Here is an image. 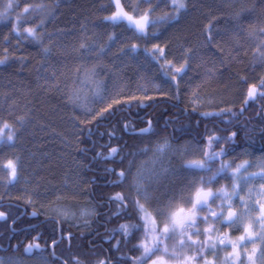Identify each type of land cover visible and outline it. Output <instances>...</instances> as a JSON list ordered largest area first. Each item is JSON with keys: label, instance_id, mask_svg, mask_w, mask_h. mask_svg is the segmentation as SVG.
Instances as JSON below:
<instances>
[{"label": "trees", "instance_id": "trees-1", "mask_svg": "<svg viewBox=\"0 0 264 264\" xmlns=\"http://www.w3.org/2000/svg\"><path fill=\"white\" fill-rule=\"evenodd\" d=\"M7 2L0 0V134L14 138L0 145V229L9 234L26 210L14 228L27 225V243L40 236L46 251L37 256L47 262L137 264L146 231L128 174L164 139L218 153L213 174L247 148L264 154V0H186L178 16L170 0H120L133 19L148 13L154 22L145 33L107 19L115 0ZM165 13L175 18L156 21ZM218 96L226 102L218 110L193 107ZM147 121L148 135H131ZM9 161L17 166L12 183ZM56 208L94 215L75 226Z\"/></svg>", "mask_w": 264, "mask_h": 264}, {"label": "rangeland", "instance_id": "rangeland-1", "mask_svg": "<svg viewBox=\"0 0 264 264\" xmlns=\"http://www.w3.org/2000/svg\"><path fill=\"white\" fill-rule=\"evenodd\" d=\"M86 92L85 85L83 93L86 94ZM225 104L226 102L218 96V99L209 97L197 101L193 104V107L213 111L222 108ZM9 134L0 135L7 137ZM165 142H167V147L163 151H157V147L164 145ZM205 154V149L199 143H179L176 139H167L154 145L150 157L141 164L139 170L144 175L143 182L147 198L143 193L138 194V196L144 209L142 211V220L145 231L149 233L142 242H150L152 235L159 236L165 225L170 228V217L172 214L189 215L192 207L191 201L194 200L198 190L202 189L207 192L210 189L212 193L217 194V191L221 189L223 191L219 195L223 196L224 192L228 193L229 197H231L230 210L237 217H241L242 222L231 226L227 222L220 223V216H226L229 211V201L227 198H210L208 207L211 208V212H215L217 215L213 216L207 208L201 210L198 207L195 216V226L187 227L185 229L186 235L178 237L176 240H164V244L168 246L169 254L173 251V248H175L177 253L175 258L165 255L164 259L168 264H185L187 257H194L193 260L187 261V264H204L205 260L210 261L211 264H252V262L246 261V255H252L255 264H263L259 238L257 237L256 243L253 245L247 240L241 243L239 237L245 234L244 228L248 224H252L253 233L259 232V227L254 221L260 215L259 208L264 202L245 203L244 197H251L253 191L264 195V188L261 187L264 184V179H261L260 176H255L249 177L250 182L248 183L242 179L234 181L233 173L245 161L249 165L247 173H257V169L261 168L259 165L264 164V154H256L252 149H247L233 155L234 162L231 160L225 162L228 165V169L225 172V186L222 188L218 187L217 178L208 183V178L213 175L211 170H208V167L207 169H197L187 166L192 161H203ZM247 173L244 172V169H241V174ZM234 183L238 185L235 189V196L233 195ZM233 196L234 198L241 196L237 202L239 206L244 207L238 212L235 210L237 205L232 201ZM52 214L71 222L75 226H84L90 223L94 210L86 208L79 212L69 213L63 208H56ZM205 217L207 218L206 221ZM153 226L155 227L154 233L151 231ZM206 229L207 231H205ZM189 236L191 237L190 240ZM179 239H183L185 244L191 246H180L178 243ZM221 240L224 243H220ZM213 244L215 245L214 249L211 247ZM234 244L236 246L235 249L233 248ZM245 244L247 249H245ZM201 248H203V252L200 251ZM253 248L257 250L255 255H253ZM235 253H239L238 260L235 259ZM152 259H155V257L149 259L147 264H152ZM16 260L22 261V264H51L42 257L32 260L28 258L27 260Z\"/></svg>", "mask_w": 264, "mask_h": 264}, {"label": "snow or ice", "instance_id": "snow-or-ice-1", "mask_svg": "<svg viewBox=\"0 0 264 264\" xmlns=\"http://www.w3.org/2000/svg\"><path fill=\"white\" fill-rule=\"evenodd\" d=\"M170 3L173 6V10L175 14L178 16L181 12V10L185 9L187 7L186 0H170ZM117 11L114 15L107 17V19L112 20L113 22H121V21H127L130 27H134L137 31L144 33L147 29V26L150 23H153L154 21L149 19V15L147 12L140 15L139 19H133L132 16H130L127 12L123 11L120 5V0H115ZM6 9H11L13 7L12 0H8L6 4ZM32 11L37 12L44 9V5L41 4H35L32 5ZM25 13L29 12V8H24L23 10ZM151 11V9L149 10ZM6 15V12H0V18H3ZM169 18H175L170 17L168 13H165L163 16L156 17V21H164ZM38 27V26H37ZM16 30V29H14ZM29 35H36V31L33 28H26L24 29ZM162 51V50H161ZM0 63H3V61H0ZM177 71H183V69H177ZM262 86H264V82H262ZM256 95L255 86L253 88L249 89L248 96L249 98H254ZM260 95H264V92H261ZM247 102V101H246ZM119 103V101H117ZM107 111V109H105ZM4 128H9L10 126L8 124H4ZM142 131L147 132L149 129H142ZM234 135V134H233ZM13 134H9L7 137H4L3 135H0V144L4 143H10L13 141ZM167 147V142H165L164 145H159L157 147V151H163L164 148ZM112 153H116L117 149L113 148ZM219 155L218 153H214L210 159L214 160L216 159V156ZM190 168H197V169H207L209 166L203 161H192L188 165ZM228 167V165H221L219 169H217L216 173H214L211 177L208 178V183H211L212 180L216 178L217 175H220L225 171V169ZM249 167L248 162L245 161L243 164L239 165L235 172L233 173V179L234 181L236 179H242L246 183L250 182L249 177H255L260 176L261 179H264V164L259 165L261 167V172L258 173H247V168ZM7 168L9 169V180L8 183H12L17 179V166L13 161H9L7 164ZM241 169H244V172L247 174H241ZM121 177H125V172L121 171L119 174ZM129 177H131V184L130 188H133L136 193L140 194L143 193L144 196L147 198V192L144 188V175L141 171H137L135 176H132L131 172H129ZM238 187L237 184H233V195H236L235 189ZM262 188H264V184L261 185ZM223 191V190H221ZM215 197L216 199H225L227 198L229 201V211L226 216L221 215L219 218L220 223L227 222L230 226L234 225L236 223H241L242 218L237 217L235 213H233L230 205L231 197H229L227 192L223 193V196L214 194L209 189L207 192L201 190H198L195 194V198L193 201H191L192 207L190 209V214L186 216H180L179 214H172L170 217L171 219V227L169 228L168 225H165L164 228L161 231V234L159 236L152 235L150 242H142L140 247L143 249L141 256L137 260V264H140V262H143V264H147V261L151 259L152 257H155V259H152V264H168V262L164 259L165 255H170L172 258H175L177 256V253L175 251V248H173V251L169 254V249L166 244H164V240H176L178 237H182L186 235L185 229L187 227H194L195 226V216H196V210L199 207L201 210L207 208L208 211L211 212V208L208 207V200L209 198ZM115 199L123 201L125 199L124 196L121 194H117ZM132 203L134 207L138 208L140 211H143V206L139 204V202L133 197ZM223 211V209H222ZM260 215L255 219L254 223L259 227V232L253 233L252 231V224H248L244 228V235L239 237V241L241 243L245 242L246 240L251 242L253 245L256 243L257 237L259 240L264 243V204L260 205L259 208ZM213 216H216L217 214L215 212H211ZM3 213H0V217H3ZM205 221L207 218H204ZM122 228H127V226L122 225ZM153 233L155 232V227L153 226L152 230ZM207 231V229L205 230ZM171 233V235H169ZM199 234V233H197ZM146 236L149 235L148 232L145 234ZM191 237L189 236V240ZM178 243L182 247H189L191 245L185 244L183 239H179ZM194 243V242H193ZM220 243H224L223 240L220 241ZM231 243V242H230ZM53 244H55V241H53ZM211 247L214 249L215 245H211ZM235 244L233 245V248L235 249ZM245 249H247V245L245 244ZM35 251H42L39 244H29L24 248V252L31 256L33 252ZM201 252H203V248L200 249ZM256 249L253 248V255L256 253ZM194 257H187L185 264H187V261L193 260ZM235 259H239V253H235ZM261 259L264 260V252L261 253ZM246 261L252 262V264H255L253 261L252 255H246ZM0 264H22V261L13 259L12 257H9L7 261L3 257H0ZM100 264H103V261L100 262ZM204 264H211L210 261L205 260Z\"/></svg>", "mask_w": 264, "mask_h": 264}, {"label": "bare ground", "instance_id": "bare-ground-1", "mask_svg": "<svg viewBox=\"0 0 264 264\" xmlns=\"http://www.w3.org/2000/svg\"><path fill=\"white\" fill-rule=\"evenodd\" d=\"M124 22H126L127 24H128V22L127 21H124ZM129 25V24H128ZM130 27V26H129ZM132 29H135L134 27H131ZM136 30V29H135ZM137 31V30H136ZM137 32H139V31H137ZM140 33V32H139ZM149 122L150 121H147V127L149 126ZM150 124H151V122H150ZM147 127H145V128H143V129H146ZM151 128H152V124H151V127H150V131H151ZM140 131H142V129L141 130H137V131H133V132H131V135L132 136H134V135H148L149 133H150V131H149V133L148 134H141L140 133ZM165 140H167V139H164V140H162L161 142H164ZM176 140H178V139H176ZM179 141V143H186V142H188V143H199L201 146H203V149H205V152H206V154L204 155V159H203V162H205L206 164H208L209 166H208V170H210L212 167H213V165H214V161L216 160V159H214V160H212V159H210V157L213 155L212 154V152H211V150H210V148L208 147L207 148V146L206 145H204V144H201L200 142H198V141H183V142H180V140H178ZM161 142H159V143H161ZM153 148V147H152ZM152 148H150V149H147L146 151H145V153L143 154V155H141V156H139L138 158H137V160L135 161V162H133L132 163V165H131V167H130V171H131V174H132V176H135L136 175V173H137V171L138 170H140V166H141V164L142 163H144V161L145 160H147L149 157H150V155H151V152H152ZM247 149H251V148H247ZM247 149H245V150H247ZM150 151V152H149ZM149 152V153H148ZM148 153V154H147ZM147 154V155H146ZM216 158H219V156H216ZM220 159V158H219ZM222 164H224V163H222ZM258 172H261V168H258L257 169V173ZM219 183H218V187H224L225 186V182H226V178L224 179V178H220V180L218 181ZM132 192H133V194H136L137 196H138V193H136L135 192V190L132 188V190H131ZM220 193H222L221 192V189L219 190V191H217V195H219ZM235 196V195H234ZM234 196H233V198H232V201L237 205V209H235V210H237V212L238 211H240V209L242 208V207H244V206H239L238 205V202H237V200H238V198L239 197H241V196H237L236 198H234ZM209 200H210V198H209ZM244 201H245V203H251V204H254L255 202H258V201H262V202H264V195H262V194H260V193H258L257 191H253L252 192V196L251 197H244ZM94 210V209H93ZM21 218H23L22 216H21ZM18 219H19V217H18ZM18 219L16 220V222L18 221ZM15 222V223H16ZM59 234H60V237H59V239H58V241L59 242H61L62 240H63V237H62V234H61V227H60V229H59ZM68 237V239H69V236H67ZM66 237V238H67ZM60 238H61V240H60ZM36 241H35V243H39L40 244V248L42 247V244H41V242H40V236H37L36 237V239H35ZM34 243V244H35ZM32 244V243H31ZM57 244V242H55V244H51V247H50V249L52 250V246H53V252H52V254H54V247H55V245ZM42 249V248H41ZM34 253H37L38 254V251H35V252H33V255H34ZM36 254V255H37ZM7 256H9L8 254H6ZM32 255V256H33ZM32 256H26L29 260H32L31 259V257ZM19 257V256H18ZM38 257H40V256H37V258ZM5 260H8V258L9 257H3ZM13 259H15V258H13ZM17 259H20V258H17ZM34 259H36V258H34Z\"/></svg>", "mask_w": 264, "mask_h": 264}, {"label": "flooded vegetation", "instance_id": "flooded-vegetation-1", "mask_svg": "<svg viewBox=\"0 0 264 264\" xmlns=\"http://www.w3.org/2000/svg\"><path fill=\"white\" fill-rule=\"evenodd\" d=\"M26 216H27V212L22 217H26ZM19 219H21V216L19 217ZM35 241L36 240L30 243H27V225H23L18 228H14V227L12 228L10 226L9 234H7L4 231H1L0 229V252L2 254H8L9 256H12L13 254H16V255L19 254L21 255V257L18 255L20 259L27 260V257H26L27 254L24 252V248L31 243L34 244ZM41 248H42V251H38V253L40 254L46 251L43 246ZM36 254L37 253H34L31 259L37 258Z\"/></svg>", "mask_w": 264, "mask_h": 264}, {"label": "water", "instance_id": "water-1", "mask_svg": "<svg viewBox=\"0 0 264 264\" xmlns=\"http://www.w3.org/2000/svg\"><path fill=\"white\" fill-rule=\"evenodd\" d=\"M150 127H151V124H150V122H149V126L147 127V129H149V131H150ZM149 131H147V132L140 131V133H141V134H148ZM11 205H13V204H11ZM24 214H25V211H24L23 215H24ZM23 215H22V216H23ZM35 216H36L35 213H32V214L29 215L30 218H34ZM4 218H5V217H4V215H3V217H0V220H3ZM14 223H15V222H14ZM14 223H13V224H14ZM13 224H12V227H13ZM67 239H68V237H67ZM60 240H61V238H60ZM35 244H39V243H35ZM39 245H40V244H39ZM52 252H53V246H52ZM32 255H33V254H32ZM32 255H31V256H32ZM27 256H29V255L27 254Z\"/></svg>", "mask_w": 264, "mask_h": 264}]
</instances>
